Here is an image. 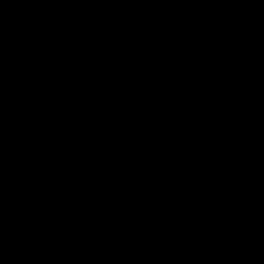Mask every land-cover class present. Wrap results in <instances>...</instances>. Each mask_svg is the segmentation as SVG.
<instances>
[{
    "label": "trees",
    "instance_id": "16d2710c",
    "mask_svg": "<svg viewBox=\"0 0 264 264\" xmlns=\"http://www.w3.org/2000/svg\"><path fill=\"white\" fill-rule=\"evenodd\" d=\"M121 3L0 0V264H37ZM52 263L264 264V0H135L90 100Z\"/></svg>",
    "mask_w": 264,
    "mask_h": 264
},
{
    "label": "water",
    "instance_id": "95a60500",
    "mask_svg": "<svg viewBox=\"0 0 264 264\" xmlns=\"http://www.w3.org/2000/svg\"><path fill=\"white\" fill-rule=\"evenodd\" d=\"M134 5L135 0H122L116 19L99 45L83 80L71 124L63 164L60 169L59 180L55 189L47 230L37 254V264H53L52 251L65 211L68 192L73 177L90 100L92 98L95 85L99 80L101 71L109 59L124 27L126 26L127 21L132 14Z\"/></svg>",
    "mask_w": 264,
    "mask_h": 264
}]
</instances>
